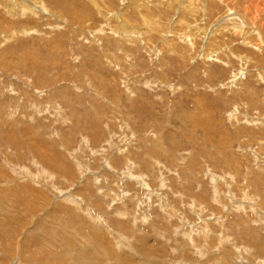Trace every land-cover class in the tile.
Instances as JSON below:
<instances>
[{"label":"rangeland","instance_id":"1","mask_svg":"<svg viewBox=\"0 0 264 264\" xmlns=\"http://www.w3.org/2000/svg\"><path fill=\"white\" fill-rule=\"evenodd\" d=\"M31 1L0 0V264H264V0Z\"/></svg>","mask_w":264,"mask_h":264},{"label":"bare ground","instance_id":"2","mask_svg":"<svg viewBox=\"0 0 264 264\" xmlns=\"http://www.w3.org/2000/svg\"><path fill=\"white\" fill-rule=\"evenodd\" d=\"M12 1V0H11ZM13 2H17V0H13ZM18 2L20 3V5H22L23 7H27V9L29 10V9H31V8H33V7H37V5L35 4V3H33L31 0H25V2H24V0H18ZM19 3H17L18 5H19ZM32 3H33V5H32ZM134 3V2H133ZM209 4H211V3H209ZM19 5V6H20ZM18 6V7H19ZM44 8H45V6H43ZM260 7V6H259ZM39 9V8H38ZM15 11H16V9H14ZM27 10V11H28ZM18 11V10H17ZM26 11V10H25ZM26 11V12H27ZM10 12V11H9ZM20 14V13H19ZM9 15H11V14H9ZM16 15V14H15ZM20 15H22V14H20ZM243 30V29H242ZM241 32V31H240ZM246 32V29L244 30V33ZM19 186V185H18ZM35 191V190H34ZM35 193H36V191H35ZM35 193H33V194H35ZM5 221V220H4ZM2 223V222H1ZM3 224V223H2ZM5 224V223H4ZM7 225V224H6ZM5 225V226H6ZM2 228V227H1ZM0 232H2V233H6V230L5 229H0ZM14 233V232H13ZM7 234V233H6ZM3 235V234H2ZM8 235V234H7ZM10 235V234H9ZM4 236V235H3ZM119 244V243H118ZM86 261V260H85ZM70 262H72V261H70ZM70 262H68L67 260H65V261H61L60 262V264H82V262H80V261H78V260H74L73 261V263H70ZM49 263V262H48ZM53 263V262H52ZM84 264H85V262H84Z\"/></svg>","mask_w":264,"mask_h":264}]
</instances>
